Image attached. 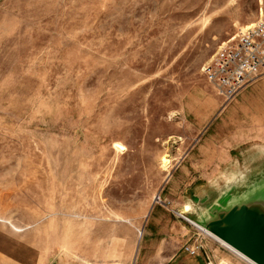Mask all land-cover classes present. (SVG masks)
<instances>
[{
    "label": "rangeland",
    "instance_id": "obj_1",
    "mask_svg": "<svg viewBox=\"0 0 264 264\" xmlns=\"http://www.w3.org/2000/svg\"><path fill=\"white\" fill-rule=\"evenodd\" d=\"M261 2L0 0V264H133L154 207L195 234L264 186V75L201 73Z\"/></svg>",
    "mask_w": 264,
    "mask_h": 264
},
{
    "label": "built area",
    "instance_id": "obj_2",
    "mask_svg": "<svg viewBox=\"0 0 264 264\" xmlns=\"http://www.w3.org/2000/svg\"><path fill=\"white\" fill-rule=\"evenodd\" d=\"M201 73L221 96L224 105L230 104L259 76L264 75V4L262 2L257 20L239 29L234 36L226 40L202 67ZM196 229L197 232L192 240L182 249L190 256L203 254L207 264H213L206 255V240L211 238L200 229Z\"/></svg>",
    "mask_w": 264,
    "mask_h": 264
},
{
    "label": "water",
    "instance_id": "obj_3",
    "mask_svg": "<svg viewBox=\"0 0 264 264\" xmlns=\"http://www.w3.org/2000/svg\"><path fill=\"white\" fill-rule=\"evenodd\" d=\"M226 201L222 200L221 207ZM190 212H184L190 216L184 219L191 225L217 243L222 242L251 264H264V186L227 209L217 206L209 209L205 218L194 217Z\"/></svg>",
    "mask_w": 264,
    "mask_h": 264
},
{
    "label": "crops",
    "instance_id": "obj_4",
    "mask_svg": "<svg viewBox=\"0 0 264 264\" xmlns=\"http://www.w3.org/2000/svg\"><path fill=\"white\" fill-rule=\"evenodd\" d=\"M193 234L192 226L154 207L144 229V243L133 264H207L203 254L190 256L182 249ZM207 240L206 255L214 264L219 255L212 249L211 239Z\"/></svg>",
    "mask_w": 264,
    "mask_h": 264
},
{
    "label": "bare ground",
    "instance_id": "obj_5",
    "mask_svg": "<svg viewBox=\"0 0 264 264\" xmlns=\"http://www.w3.org/2000/svg\"><path fill=\"white\" fill-rule=\"evenodd\" d=\"M251 25V23H249L248 25L246 26H249ZM245 26V27H246ZM167 163H169L168 161H165L164 164L166 165ZM185 213H189L190 210H189V207H185V210H184ZM220 242V241H219ZM219 244H221L223 247H225L227 250H229L231 253H233L235 256H237L238 258H240L241 260H243L244 262H246L247 264H251L249 261H247L244 257H242L241 255H239L238 253H236L235 251H233L232 249H230L229 247H227L225 244H223L222 242H220Z\"/></svg>",
    "mask_w": 264,
    "mask_h": 264
}]
</instances>
